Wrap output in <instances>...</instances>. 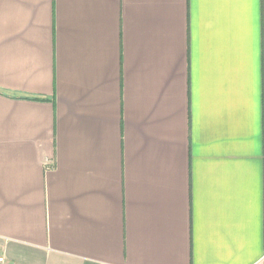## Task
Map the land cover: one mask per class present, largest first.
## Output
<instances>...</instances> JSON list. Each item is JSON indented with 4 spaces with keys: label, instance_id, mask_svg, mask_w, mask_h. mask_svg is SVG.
I'll return each mask as SVG.
<instances>
[{
    "label": "crops",
    "instance_id": "obj_1",
    "mask_svg": "<svg viewBox=\"0 0 264 264\" xmlns=\"http://www.w3.org/2000/svg\"><path fill=\"white\" fill-rule=\"evenodd\" d=\"M6 264H264V0H0Z\"/></svg>",
    "mask_w": 264,
    "mask_h": 264
},
{
    "label": "built area",
    "instance_id": "obj_2",
    "mask_svg": "<svg viewBox=\"0 0 264 264\" xmlns=\"http://www.w3.org/2000/svg\"><path fill=\"white\" fill-rule=\"evenodd\" d=\"M0 264H6V261L3 256H0Z\"/></svg>",
    "mask_w": 264,
    "mask_h": 264
}]
</instances>
